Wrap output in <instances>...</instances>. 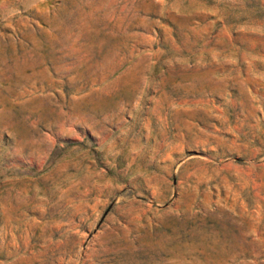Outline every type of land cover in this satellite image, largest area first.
<instances>
[{
	"label": "rangeland",
	"instance_id": "obj_1",
	"mask_svg": "<svg viewBox=\"0 0 264 264\" xmlns=\"http://www.w3.org/2000/svg\"><path fill=\"white\" fill-rule=\"evenodd\" d=\"M0 264H264V0H0Z\"/></svg>",
	"mask_w": 264,
	"mask_h": 264
}]
</instances>
